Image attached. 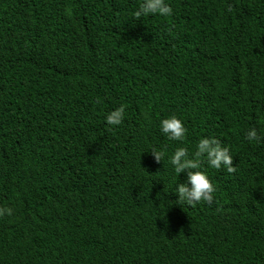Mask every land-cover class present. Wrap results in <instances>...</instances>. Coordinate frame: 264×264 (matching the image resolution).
<instances>
[{"label":"trees","instance_id":"trees-1","mask_svg":"<svg viewBox=\"0 0 264 264\" xmlns=\"http://www.w3.org/2000/svg\"><path fill=\"white\" fill-rule=\"evenodd\" d=\"M140 2L0 0V264H264V0ZM201 137L236 171L202 162L213 201L178 206L151 150Z\"/></svg>","mask_w":264,"mask_h":264},{"label":"clouds","instance_id":"clouds-1","mask_svg":"<svg viewBox=\"0 0 264 264\" xmlns=\"http://www.w3.org/2000/svg\"><path fill=\"white\" fill-rule=\"evenodd\" d=\"M230 13L232 6L227 7ZM173 9L166 0H141L139 7L134 15L137 19L147 16L169 17ZM125 119V107L123 105L113 109L105 116V121L109 127L120 126ZM159 131L167 137L169 141L183 142L186 138L187 129L183 121L176 115H170L159 121ZM244 140L249 144L260 142L255 127H249L244 133ZM194 154L189 153L187 147H177L174 152L167 155L164 151L151 150L156 162H162L167 158L175 173L176 182L172 191L177 199L176 205L194 206L200 202L211 203L214 199L216 188L209 179L208 174L202 168V162L213 169H225L228 173L236 171L233 166V155L230 147L225 146L215 137H201L197 144ZM181 173H186V180L177 183V177ZM11 215V208H0V216Z\"/></svg>","mask_w":264,"mask_h":264}]
</instances>
